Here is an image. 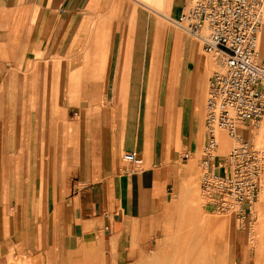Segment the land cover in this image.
Here are the masks:
<instances>
[{
	"label": "crops",
	"instance_id": "crops-1",
	"mask_svg": "<svg viewBox=\"0 0 264 264\" xmlns=\"http://www.w3.org/2000/svg\"><path fill=\"white\" fill-rule=\"evenodd\" d=\"M189 3L0 0V264H70L91 239L123 264L164 237L207 143L214 58L171 23Z\"/></svg>",
	"mask_w": 264,
	"mask_h": 264
},
{
	"label": "built area",
	"instance_id": "built-area-1",
	"mask_svg": "<svg viewBox=\"0 0 264 264\" xmlns=\"http://www.w3.org/2000/svg\"><path fill=\"white\" fill-rule=\"evenodd\" d=\"M175 27L202 43L219 63L208 86L202 191L206 205L244 222L264 190V150L241 131L264 117V0H191ZM227 133L230 153L218 158V133ZM124 161L141 166L134 153Z\"/></svg>",
	"mask_w": 264,
	"mask_h": 264
},
{
	"label": "rangeland",
	"instance_id": "rangeland-1",
	"mask_svg": "<svg viewBox=\"0 0 264 264\" xmlns=\"http://www.w3.org/2000/svg\"><path fill=\"white\" fill-rule=\"evenodd\" d=\"M141 1L157 9L162 4V0ZM211 62L213 70H218L214 59ZM263 122L264 117L251 134V143L258 150H264V142H257ZM220 141L218 154L229 153L233 144L226 133H220ZM203 172V166L188 170L167 215L170 221L166 223L165 235L155 242L151 252L123 264H264V207L261 204L264 190L253 204L252 214L242 222L234 215L217 213L206 205L201 187ZM13 250L9 264H26L22 249L17 256ZM70 264L112 263L101 241L91 239L76 260L71 257Z\"/></svg>",
	"mask_w": 264,
	"mask_h": 264
},
{
	"label": "bare ground",
	"instance_id": "bare-ground-1",
	"mask_svg": "<svg viewBox=\"0 0 264 264\" xmlns=\"http://www.w3.org/2000/svg\"><path fill=\"white\" fill-rule=\"evenodd\" d=\"M145 2V1H144ZM171 23H172V25H174L175 26V22L174 21H171ZM220 133H222V132H220ZM220 133H218V139H219V148H220ZM225 133V132H224ZM228 137V136H227ZM229 138V137H228ZM230 140V139H229ZM231 141V140H230ZM257 142L259 143L260 142V144H262L263 142H264V122H263V126H262V128H261V131H260V133H259V137L257 138ZM232 150V149H231ZM218 151H219V149H218ZM261 204H262V206L264 207V195L261 197ZM216 230V229H215ZM211 264V263H210Z\"/></svg>",
	"mask_w": 264,
	"mask_h": 264
}]
</instances>
